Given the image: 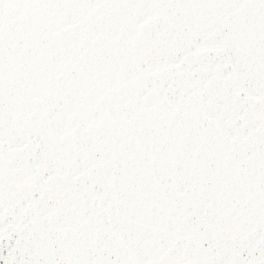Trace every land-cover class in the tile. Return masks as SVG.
I'll list each match as a JSON object with an SVG mask.
<instances>
[{"label":"snow or ice","instance_id":"1","mask_svg":"<svg viewBox=\"0 0 264 264\" xmlns=\"http://www.w3.org/2000/svg\"><path fill=\"white\" fill-rule=\"evenodd\" d=\"M0 264H264V0H0Z\"/></svg>","mask_w":264,"mask_h":264}]
</instances>
